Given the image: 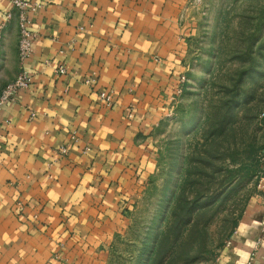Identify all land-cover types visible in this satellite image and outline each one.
Instances as JSON below:
<instances>
[{
	"label": "crops",
	"instance_id": "1",
	"mask_svg": "<svg viewBox=\"0 0 264 264\" xmlns=\"http://www.w3.org/2000/svg\"><path fill=\"white\" fill-rule=\"evenodd\" d=\"M189 1L37 0L21 61L18 12L0 0V92L21 67L31 75L0 106V264L80 263L124 230L189 69ZM252 211L220 264H264V206Z\"/></svg>",
	"mask_w": 264,
	"mask_h": 264
},
{
	"label": "rangeland",
	"instance_id": "2",
	"mask_svg": "<svg viewBox=\"0 0 264 264\" xmlns=\"http://www.w3.org/2000/svg\"><path fill=\"white\" fill-rule=\"evenodd\" d=\"M186 13L189 69L152 131L144 193L124 230L75 264H220L264 206V0H190Z\"/></svg>",
	"mask_w": 264,
	"mask_h": 264
},
{
	"label": "built area",
	"instance_id": "3",
	"mask_svg": "<svg viewBox=\"0 0 264 264\" xmlns=\"http://www.w3.org/2000/svg\"><path fill=\"white\" fill-rule=\"evenodd\" d=\"M12 6L18 12V26H19V33H18V56L19 59L22 61L24 58L28 57L31 54V38L32 33L28 29V24L30 22L27 12L30 10H34L36 8L41 7V4L37 2V0H10ZM12 17L11 12H7L5 15L6 19H10ZM57 72L63 74L66 72L65 67L60 65L57 67ZM185 77L184 75L181 76L180 82L184 83ZM86 83H91V78L88 77L85 79ZM31 84V75L30 73L21 67L20 71L17 73L16 77L7 83L0 92V106L8 101L13 100L18 91L27 89ZM180 87L177 90V94L181 93ZM99 96L101 99L105 100L107 104L112 103V96L110 93L100 92ZM61 152L65 153L66 148H61ZM230 240L226 242V245H230ZM252 257H250V261ZM249 261V263H250Z\"/></svg>",
	"mask_w": 264,
	"mask_h": 264
}]
</instances>
